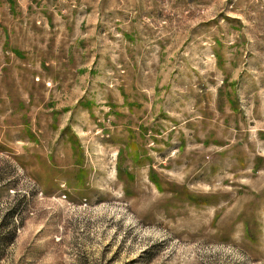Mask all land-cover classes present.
Returning <instances> with one entry per match:
<instances>
[{
	"label": "rangeland",
	"instance_id": "rangeland-1",
	"mask_svg": "<svg viewBox=\"0 0 264 264\" xmlns=\"http://www.w3.org/2000/svg\"><path fill=\"white\" fill-rule=\"evenodd\" d=\"M0 264H264V0H0Z\"/></svg>",
	"mask_w": 264,
	"mask_h": 264
}]
</instances>
